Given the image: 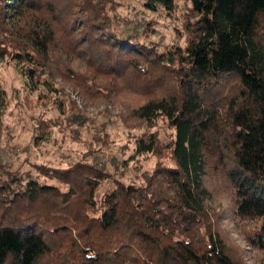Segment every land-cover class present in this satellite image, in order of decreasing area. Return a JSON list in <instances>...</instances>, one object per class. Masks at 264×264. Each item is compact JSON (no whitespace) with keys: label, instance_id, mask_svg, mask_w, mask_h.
Here are the masks:
<instances>
[{"label":"trees","instance_id":"16d2710c","mask_svg":"<svg viewBox=\"0 0 264 264\" xmlns=\"http://www.w3.org/2000/svg\"><path fill=\"white\" fill-rule=\"evenodd\" d=\"M126 5L0 0V67L63 124L89 117L57 78L122 108L96 115L88 149L64 166L0 165V264H264V0H142L180 22L169 43L153 39L150 19L122 15ZM117 119L137 131L128 158L151 167L133 163L130 175L103 150L104 121ZM211 169L231 191L253 263L221 232Z\"/></svg>","mask_w":264,"mask_h":264},{"label":"rangeland","instance_id":"374dc122","mask_svg":"<svg viewBox=\"0 0 264 264\" xmlns=\"http://www.w3.org/2000/svg\"><path fill=\"white\" fill-rule=\"evenodd\" d=\"M176 1L179 5L183 4V0ZM120 13L131 19H150L149 26L152 27L154 34L152 37L161 43H169L175 38L176 28L180 23L165 12L155 13L145 9L142 0H127L126 8L121 9ZM57 80L68 92L69 95L65 97L69 104L72 102V109L82 111L89 117L83 126L75 128L74 123L72 125L63 124L59 120L61 117L56 114L57 111L46 104H49L48 100L38 99L11 66L0 67L1 166L30 172L35 171V163L64 166L69 160L80 157L88 149L94 134L90 121L97 120V125L102 122L95 117L96 115L103 112L104 117L107 109L111 114L122 110L117 103L107 105L101 100L89 98L86 100L77 88L75 90L71 87V83L61 78ZM42 111H44V117L49 119L48 128L50 129L48 133L45 130V134H41L42 128L40 127H43V124L36 119L42 117L40 115ZM55 122L57 123L53 125ZM103 127L109 136V147L103 150L119 161L126 159L121 169L124 168L130 175H133L135 169L132 167L133 163L140 164L144 168L151 167L154 159L145 158L144 155L128 158L133 147V135L137 131H130L118 119L114 122L104 121ZM158 129L163 137H169L170 132L166 126L159 125ZM95 134H98L97 130ZM98 149L101 150V145H98ZM209 173L210 177L206 180V186L212 195L211 206L217 211L221 232L231 245L240 250L244 261L253 263L260 256L248 249L247 241L232 217L231 191L224 183V179L217 174L216 169H211Z\"/></svg>","mask_w":264,"mask_h":264}]
</instances>
